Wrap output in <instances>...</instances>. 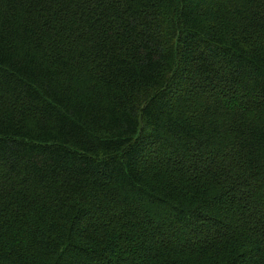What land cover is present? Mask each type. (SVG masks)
<instances>
[{"label":"trees","instance_id":"obj_1","mask_svg":"<svg viewBox=\"0 0 264 264\" xmlns=\"http://www.w3.org/2000/svg\"><path fill=\"white\" fill-rule=\"evenodd\" d=\"M0 264H264V0H0Z\"/></svg>","mask_w":264,"mask_h":264}]
</instances>
